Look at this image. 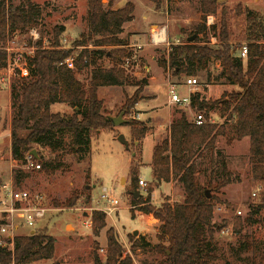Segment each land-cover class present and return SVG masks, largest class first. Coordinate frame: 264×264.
Returning <instances> with one entry per match:
<instances>
[{
	"label": "trees",
	"instance_id": "obj_1",
	"mask_svg": "<svg viewBox=\"0 0 264 264\" xmlns=\"http://www.w3.org/2000/svg\"><path fill=\"white\" fill-rule=\"evenodd\" d=\"M150 1L156 9H160L167 0ZM113 2L87 0L89 30L75 41V45L82 46L77 55H72L73 48L61 46V34L65 27L56 25L50 45H42L40 39L35 53L27 57L28 76L17 75L11 85L13 115L10 152L14 160L24 163L26 153L38 146L58 152L72 151L80 157L87 152L90 154L93 132L101 128L114 129L113 120L104 109L103 99L98 96L101 86L136 85L134 94L127 98L126 104L132 106L139 102L140 92L147 79L136 81L126 71L123 63L125 58L132 57V53L128 48L129 40L120 36L124 23L134 18L135 5L127 1L122 7L113 8ZM220 5L223 3L217 0H200L201 21L193 31L196 37L191 41L172 44L167 57L160 59L159 63L165 69L169 66L173 76L182 73L191 76L204 70L207 79L211 80L209 65L218 61L222 69L215 78L225 77L240 89L225 92L217 99H207L200 92L192 93L191 105L204 110L205 121L198 124L189 119L185 111L173 117L169 136L153 148L150 162L153 181L146 188V197L139 193L140 167L134 163L135 155L130 164L131 182L128 190L132 195V209L152 214L159 221L157 237L160 241L153 246L163 256L158 264H217L215 260L218 257L212 248L216 246L213 223L215 203L223 202L218 193L239 179L232 177L227 162L222 160L223 177L214 183L209 180L208 188H203L198 179V159L208 150L211 164L215 163L222 152L217 140L219 136H227V126H232L235 131L234 138L227 137L228 142L249 137L251 174L255 181L264 183V23L251 9L237 5L236 15L246 14L250 30L241 31L238 35L239 40L248 44V57L243 59L233 52L240 45L232 42L235 39L226 7L223 6L219 20L207 24V16L217 13ZM41 13L40 6L31 2L10 6L5 0L0 1V76L8 63L5 42L9 34L37 25ZM209 31L219 39L218 46L203 40ZM89 41L99 49H89ZM104 46H112V49H102ZM104 56L112 62L110 66L99 64ZM68 58H72L74 68L67 65ZM87 68L90 76L85 83L77 74ZM58 102L68 104L73 111L53 112L51 105ZM215 109L219 110L224 121L209 119V112ZM129 124L134 140H142L146 136L148 127L141 125L142 122ZM36 150L41 168L45 171L53 172L59 167V161L48 160ZM2 156L3 151L0 150V158ZM15 175L19 177L16 171ZM172 179L182 184L183 200L171 202L166 198L161 204H154L152 192L162 182ZM208 189L216 193L209 195ZM137 193L140 195L137 196ZM262 197L264 200V192ZM77 199L72 194L66 200L67 206L76 205ZM263 206L252 205L244 219L238 215L233 222L234 230L240 233L244 223L257 222L256 214ZM92 222L93 232L98 235L106 226L105 213L94 210ZM229 224L230 221H225L223 226ZM106 236L105 258L98 255L97 246H94L93 264H134L132 255L124 254V247L113 228L107 229ZM246 244L249 247L255 245L254 241H247ZM8 246L0 244V264L11 261L15 264H31L54 256L55 238L47 231L36 229L33 233L16 235L13 251ZM133 246L147 247L150 243L136 240ZM249 264H264V247L258 258L252 253Z\"/></svg>",
	"mask_w": 264,
	"mask_h": 264
},
{
	"label": "rangeland",
	"instance_id": "obj_2",
	"mask_svg": "<svg viewBox=\"0 0 264 264\" xmlns=\"http://www.w3.org/2000/svg\"><path fill=\"white\" fill-rule=\"evenodd\" d=\"M1 1V0H0ZM10 6L25 5L29 2L39 5L42 13L37 25L30 26L24 31L17 30L10 33L5 48L11 47L12 50L29 51L35 53L37 42L41 39L42 45L49 46L53 39V29L57 26L65 27L61 34V46L73 48V54L82 49V46L75 45V41L81 37L83 32L89 30L87 20V0H5ZM109 0H103L108 3ZM119 6H124L127 1H132L135 5V19L132 23H124L126 28L120 36L128 39L131 43H140L142 40H132L136 33L141 32L142 26L146 22L149 11L160 25L166 26V37L168 41H175L179 38L181 42L188 40L189 37H196L193 32L201 21L199 10L200 0H167L160 9H156L150 0H114ZM223 3L218 8L217 13L213 15V20H219L223 6L227 8L230 17V27L234 35V44L241 45L243 41L239 40L238 35L241 31H250L246 14L243 12L236 15V7L241 4L243 8H249L255 12L258 19L264 23V0H217ZM114 4V2H113ZM151 6V8H149ZM113 7V5H112ZM212 24V23H211ZM158 25H153V29ZM36 28L39 37L34 39L31 30ZM151 28V29H152ZM151 31V30H150ZM203 36V34H200ZM212 31L205 34L203 40L208 44L218 46L219 39L212 42ZM264 40V37L262 38ZM146 41H150V38ZM204 41V42H205ZM246 42V41H245ZM203 43V42H202ZM88 48L91 50L99 49L92 41L88 42ZM102 49L110 50L112 46H104ZM132 53V66L126 71L132 79L140 81L146 75H151L150 65L152 59L147 57H157L163 59L167 57L168 45L147 44L140 47L139 44H132L128 47ZM99 64L110 66L112 62L107 56L99 60ZM211 71V80L207 79V72L200 71L192 74L198 80L195 87H189L184 84L187 76L182 73L180 78L172 75V70L168 73V68L162 69L164 77H169V81L178 84L177 91L180 95L197 93L200 91L207 99H217L225 92L239 90L240 87L230 83L225 77L216 79L221 71V65L218 61L209 65ZM166 70V71H165ZM9 71L3 70L1 75H7ZM168 73V74H167ZM171 74V76L169 75ZM17 73L10 75L9 83L0 81V149L3 151V160L1 165L6 167V177L10 164L12 163V181L16 188L28 189L33 194L39 193L43 196L42 205L48 210L43 219L35 227H21L18 234H27L31 230H44L55 238V253L50 259H42L31 264H93L94 246H97V253L101 258H105L107 250L108 228H113L117 239L124 247V254L132 255L134 264H158L162 255L158 254L153 246L160 240L157 237L158 225H154L153 217L137 209H132V195L129 192L131 182L130 164L135 155L134 163L140 167L139 178L147 181V186H139L143 197L148 195L146 188L152 183V171L148 163L152 159L153 148L155 144L160 143L169 136V122L172 119L164 115L167 108L171 111V116L179 115L180 111H185L187 116L194 120L199 112L204 110L196 106H184L174 104L169 101V93L165 91L163 83H157L152 87H143L140 92V100L144 106H137V103L130 106L126 104L127 98L131 97L136 89V85H109L101 86L98 90V96L103 99L106 114L118 116L122 112L125 120L114 129L105 128L93 132L90 144V154L87 152L83 156L72 151H52L48 147L38 146V149L44 157L51 161H59V167L53 172H47L43 168L32 169L25 168L23 163L9 157V136L7 132L11 126L13 115V98L11 95V85L16 80ZM77 76L87 83L90 70L87 68ZM8 78V77H6ZM156 89L155 92L153 89ZM191 90L189 91V89ZM154 99V100H153ZM154 102L155 108L147 106L149 101ZM146 103V104H145ZM59 106L53 108L56 112ZM58 108V109H57ZM57 109V110H56ZM56 110V111H55ZM62 110V109H61ZM70 111H73L71 108ZM71 113V112H70ZM163 113V114H162ZM209 119L215 122H222L224 118L218 109L209 112ZM142 122L148 127L146 137L142 140H134L131 132L132 126L129 123ZM153 127V128H152ZM4 135V137H3ZM124 135L128 141V146L123 143L119 136ZM227 137L234 138L235 131L232 126H227V136H219L217 146L222 150L214 164H211V155L207 150L198 159V179L203 188H208L209 180L216 182L223 177L222 160H225L233 176L238 178L225 186L218 193L223 202L215 203L213 223L215 224L216 246L212 247L217 255L215 263L217 264H249L252 253L257 258L264 247V206L256 214L257 222L253 224L244 223L242 232L234 230L233 222L240 215L243 219L247 216L252 205H264L263 192L264 183L257 182L251 174L250 140L244 137L241 140L227 141ZM11 160V163H10ZM212 170L214 173H212ZM19 173V177L15 175ZM8 182V181H7ZM5 183L0 179V197L1 185ZM107 189L117 199L118 208L112 215L105 212L107 203L101 199L103 189ZM259 188V189H258ZM256 191V196L253 192ZM211 195L214 192L207 190ZM137 194L139 196L140 194ZM74 194L78 197L76 205L67 206L66 200ZM166 198L171 202H181L184 198L182 184L177 179L169 182H163L161 187L155 189L152 195V202L156 205L161 204ZM94 210L103 211L106 215V226L96 235L93 232L92 213ZM132 210H134L132 212ZM241 210V213L237 211ZM150 218V219H149ZM225 221H230L231 231H223ZM4 236L0 235V243ZM136 240H142L150 243V246H133ZM247 241H254L253 247L247 246ZM9 249L13 251L11 246ZM11 261L8 264H12ZM15 263V262H14Z\"/></svg>",
	"mask_w": 264,
	"mask_h": 264
},
{
	"label": "built area",
	"instance_id": "obj_3",
	"mask_svg": "<svg viewBox=\"0 0 264 264\" xmlns=\"http://www.w3.org/2000/svg\"><path fill=\"white\" fill-rule=\"evenodd\" d=\"M213 22V15H208L207 24L210 25ZM31 34L34 39H37L39 37V32L36 28H33L31 30ZM211 40L215 43L217 41V37L212 36ZM164 43L168 45L170 49V46L172 44L181 43V41L179 39H177L175 42L168 41L166 37L165 25L157 26L154 29L152 28L150 31V44L161 45ZM6 50L8 52V63L5 70H8L9 72L7 73V75H1L0 81L4 83H9L10 75L15 72L23 77L28 76L29 68L27 63V57L31 56V50L24 52L19 50H12L11 47H7ZM233 52L235 55L242 57L243 59H247V42L243 41V43L237 49L233 50ZM66 63L69 67L74 68V62L72 58H68L66 60ZM132 64V57L125 58L123 66L126 69H129ZM170 70L171 69L168 66V72ZM184 84L188 85L189 87H195L196 84H198V80L194 76L187 77L184 80ZM168 93L169 101L171 103L180 104L184 106H191L192 91L187 95H180L177 91V83L169 81ZM194 120L198 124L203 123L205 121L204 113L199 112ZM1 138L2 135H0V140ZM23 166L25 168H32L36 170L41 169V163L31 151L26 153ZM147 184V181H145L144 179H139V185L141 187L147 186ZM256 194L257 192L254 191L253 195L256 196ZM101 199L103 200V202L107 203L105 212H107V214L109 215H112L118 208L116 197H114L112 193L105 188L102 190ZM42 200L43 196L39 193L33 194L28 189L16 188L12 180L5 182L1 185L0 235L4 236V239L3 242H1L0 244H5V246L9 245L13 249L14 237L16 235H20L17 233L19 228L35 227L37 223L44 218L48 208L42 205ZM237 212L241 213V210H238ZM32 231L33 230H31L30 232ZM223 231L229 233L231 231V226H224ZM6 239H10V241L8 242ZM12 264L15 263L12 262Z\"/></svg>",
	"mask_w": 264,
	"mask_h": 264
},
{
	"label": "crops",
	"instance_id": "obj_4",
	"mask_svg": "<svg viewBox=\"0 0 264 264\" xmlns=\"http://www.w3.org/2000/svg\"><path fill=\"white\" fill-rule=\"evenodd\" d=\"M119 7H122V6H119L118 4H116V2L114 1V4H113V8H119ZM149 8H151V6H149ZM152 9V8H151ZM135 19V14H134V18L131 20V21H129L128 23H132V21ZM153 25H158V26H161L160 25V23H159V21H157V19L156 18H154V15L152 14V12H150L149 11V13H148V16H147V18H146V22H145V24L142 26V28H141V32L140 33H136L135 35V38H133L132 40H137V38H138V40H142L141 38L142 37H146V39L144 40V42H143V40L142 41H140V43H131V41L129 40V45H128V47H131L132 46V44H139L140 45V47L142 46V45H147V44H150V41H146L147 40V37H148V39L150 38V30H151V28L153 27ZM123 28H126V25H123ZM177 39H179V38H176L175 39V41L177 40ZM175 41H171V42H175ZM151 45V44H150ZM148 58V60L149 59H152V61H151V63H150V65H147L146 67H148L149 68V70L151 69L153 72H152V74L151 75H146L145 76V78L147 79V83L145 84V86L147 87H152L153 85H156L157 83H163L165 86V91L167 92V89H168V82H169V77H168V75H167V78L166 77H164V73H163V71H162V69L164 68L163 66H161L160 65V63H159V59H157V57H147ZM165 69V68H164ZM166 71V70H165ZM169 73V72H168ZM167 73V74H168ZM170 76H171V74H169ZM177 78H180L181 77V75H179V76H176ZM187 77H191V76H187ZM186 77V78H187ZM157 81H159V82H157ZM157 82V83H156ZM144 86V87H145ZM177 87H178V84H177ZM154 88V87H153ZM189 89V88H188ZM99 90V89H98ZM155 92H157L156 91V89L154 88L153 89ZM189 91H190V89H189ZM191 92V91H190ZM198 92H200V91H198ZM195 93V92H194ZM201 93V92H200ZM187 94H189V93H186V94H182V95H187ZM202 94V93H201ZM167 95H168V92H167ZM203 95V94H202ZM102 98V97H101ZM154 100V99H153ZM153 100L152 101H149L148 103H147V106H150V107H152V108H155V104H154V102H153ZM144 102H142V100L141 101H139L138 103H137V106H144V104H143ZM146 104V103H145ZM55 106H59L55 111L56 112H62V113H70V112H72V111H70L71 110V107L68 105V104H66V103H54V104H52L51 105V110L52 111H54L53 110V108L55 107ZM169 108V107H168ZM167 108V111H165L164 112V115L166 116V114L168 115V118L170 119H173V117L171 116V111H170V109H168ZM62 109V110H61ZM163 114V113H162ZM108 115V114H107ZM189 118V117H188ZM190 119V118H189ZM170 123H171V121L169 122V126H170ZM153 128V127H152ZM2 135V134H1ZM7 136H9V145H8V147H9V152H8V154H9V157L10 158H12V155H11V152H10V144H11V129H9L8 130V132H7ZM3 137H4V135H3ZM146 137V136H145ZM0 150H2V149H0ZM1 160H3V157H1L0 158V161ZM152 160V159H151ZM151 162V161H150ZM150 162L148 163V165L150 166ZM10 163H11V160H10ZM150 168H151V166H150ZM5 170H6V167L5 166H3V165H1V163H0V179H2L4 182H7V181H11L13 178H12V163L10 164V169H9V171H8V173H9V177L7 178L6 177V172H5ZM151 171H152V169H151ZM163 183V182H162ZM162 183H161V185H162ZM161 185H160V187H161ZM155 191V190H154ZM153 191V192H154ZM153 192H152V194H151V199H152V195H153ZM149 215H151L152 217H153V215L152 214H148V216ZM150 219V218H149ZM153 222H154V225H158L159 226V221L157 220V219H155L154 217H153ZM157 233H158V230H157Z\"/></svg>",
	"mask_w": 264,
	"mask_h": 264
},
{
	"label": "water",
	"instance_id": "obj_5",
	"mask_svg": "<svg viewBox=\"0 0 264 264\" xmlns=\"http://www.w3.org/2000/svg\"><path fill=\"white\" fill-rule=\"evenodd\" d=\"M188 40L189 41H191V40H193V37H189L188 38ZM123 114H124V112H122L120 115H118V116H110L111 118H112V120H113V122H114V124L115 125H119V124H121L122 122H124L125 120L123 119ZM119 139L123 142V143H125L126 144V146H128V141L124 138V135H120L119 136ZM31 152L36 156V157H38V153H37V150L35 149V148H33L32 150H31ZM138 194V193H137ZM34 232V230L32 231V233Z\"/></svg>",
	"mask_w": 264,
	"mask_h": 264
}]
</instances>
